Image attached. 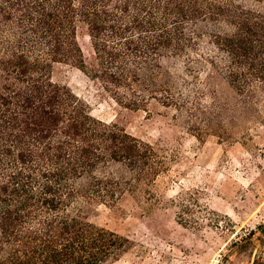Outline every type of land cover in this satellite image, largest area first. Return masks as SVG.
<instances>
[{
	"label": "trees",
	"instance_id": "1",
	"mask_svg": "<svg viewBox=\"0 0 264 264\" xmlns=\"http://www.w3.org/2000/svg\"><path fill=\"white\" fill-rule=\"evenodd\" d=\"M241 1L0 0V264L120 260L134 241L85 219L78 198L85 191L116 204L167 168L152 143L96 117L70 86L55 82L54 65L73 64L120 105L147 110L153 100H170L144 71L208 34L227 59L218 70L249 98L264 84V11ZM113 164L131 176L102 172Z\"/></svg>",
	"mask_w": 264,
	"mask_h": 264
},
{
	"label": "rangeland",
	"instance_id": "2",
	"mask_svg": "<svg viewBox=\"0 0 264 264\" xmlns=\"http://www.w3.org/2000/svg\"><path fill=\"white\" fill-rule=\"evenodd\" d=\"M241 3L264 11V0ZM79 39L89 60L90 38L82 32ZM198 43L144 71L170 100H153L147 110L120 105L73 64L54 65L53 80L70 86L96 117L120 123L166 157L167 168L148 189L116 204L85 191L78 198L85 219L134 241L111 264H264V84L242 96L218 70L227 59L209 35ZM102 172L131 176L123 164Z\"/></svg>",
	"mask_w": 264,
	"mask_h": 264
}]
</instances>
